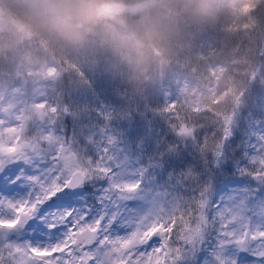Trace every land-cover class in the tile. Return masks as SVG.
<instances>
[{"label":"snow or ice","instance_id":"snow-or-ice-1","mask_svg":"<svg viewBox=\"0 0 264 264\" xmlns=\"http://www.w3.org/2000/svg\"><path fill=\"white\" fill-rule=\"evenodd\" d=\"M85 87L86 105L58 104L41 113L35 139L0 147V264H264V133L237 144L236 120L222 130L170 120L162 152L180 154L181 191L127 218L120 205L141 191L147 167L121 168V131L160 123L164 94L133 110L102 72Z\"/></svg>","mask_w":264,"mask_h":264},{"label":"rangeland","instance_id":"rangeland-1","mask_svg":"<svg viewBox=\"0 0 264 264\" xmlns=\"http://www.w3.org/2000/svg\"><path fill=\"white\" fill-rule=\"evenodd\" d=\"M61 2L0 0V147H6L10 137L4 123L6 127L20 116L21 129L33 128L35 137L41 113L51 115L53 107L68 102L86 105L85 80L92 73L102 72L114 82L133 110L138 101L163 92L157 110L160 123L145 128L129 121L117 146L125 173L147 167L141 191L120 205L123 214L134 219L181 191L173 182L181 171L180 154L162 152L170 139V120L177 127L216 130L236 120L237 144L239 137L248 143L254 134L264 133V57L258 55L264 47V0H209L199 19L184 10L185 0H168L167 6L163 0H118L122 11L94 20L76 44L55 27L65 18ZM243 4L252 5L247 15L240 11ZM149 29L166 32L167 39L148 58L141 60L120 46L124 37ZM38 95L51 96L52 101L46 105ZM166 103L170 113L161 115ZM86 152L92 155L93 149ZM187 167L196 170L195 165ZM122 178L133 181L137 176ZM222 191L215 188L214 195Z\"/></svg>","mask_w":264,"mask_h":264},{"label":"clouds","instance_id":"clouds-1","mask_svg":"<svg viewBox=\"0 0 264 264\" xmlns=\"http://www.w3.org/2000/svg\"><path fill=\"white\" fill-rule=\"evenodd\" d=\"M167 6L168 0H163ZM210 6L209 0H185L184 10L193 19L203 17ZM59 10L64 14V21L55 25L69 43H79L85 38L94 20L103 17H115L122 9L118 0H62ZM167 39V33L156 29L146 30L142 34L124 37L120 46L141 60L148 58L153 48Z\"/></svg>","mask_w":264,"mask_h":264},{"label":"trees","instance_id":"trees-1","mask_svg":"<svg viewBox=\"0 0 264 264\" xmlns=\"http://www.w3.org/2000/svg\"><path fill=\"white\" fill-rule=\"evenodd\" d=\"M21 13H22V11H21ZM17 16H19L20 18H23V17H21L22 15L20 13ZM37 97H39V101L43 97V100H45L46 105H48V103L52 101V99H51L52 97L48 96V95H38ZM14 115L16 116L17 113L15 112ZM18 118H20V116L17 117L15 120H12L11 122H9L6 127H5V123L3 125L4 126L3 131L6 130V131H9V133H10V137L5 141V143H7V145H9V144L23 145L26 142H30V139L34 137L33 128L27 129L26 131L22 130L20 125H19V123H21V121L17 120ZM2 146H4V144Z\"/></svg>","mask_w":264,"mask_h":264}]
</instances>
